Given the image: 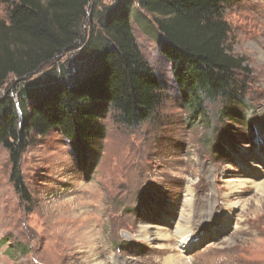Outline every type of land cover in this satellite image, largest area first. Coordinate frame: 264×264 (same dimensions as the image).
I'll return each mask as SVG.
<instances>
[{
	"label": "rangeland",
	"instance_id": "rangeland-1",
	"mask_svg": "<svg viewBox=\"0 0 264 264\" xmlns=\"http://www.w3.org/2000/svg\"><path fill=\"white\" fill-rule=\"evenodd\" d=\"M234 2L224 18L229 52L249 70L239 74L248 86L243 119L222 118L219 102L208 105V118H191L154 20L136 5L138 46L165 87L160 109L126 127L101 108L103 137L82 153L60 134H31L19 164L28 198L11 181L10 154L0 147V264H165L172 255L187 264H264V0ZM114 3L91 0L78 49L35 78L75 61ZM0 18L7 19L3 0ZM236 179L244 185L231 195ZM191 200L194 213L185 214ZM191 215L198 241L185 252L174 234ZM142 226L161 238L141 237Z\"/></svg>",
	"mask_w": 264,
	"mask_h": 264
},
{
	"label": "trees",
	"instance_id": "trees-1",
	"mask_svg": "<svg viewBox=\"0 0 264 264\" xmlns=\"http://www.w3.org/2000/svg\"><path fill=\"white\" fill-rule=\"evenodd\" d=\"M234 1L116 0L98 16L100 32L83 43L77 63L35 78L78 49L91 0H3L0 98L4 89L6 96L0 99V147L10 154L17 191L28 198L19 164L31 134H60L82 153L103 137L101 108L115 112L126 127L141 126L160 109L165 87L138 46L136 5L154 20L161 54L191 118H208V105L219 102L222 118L243 119L239 109L247 107L248 86L239 74L249 70L229 52L224 18Z\"/></svg>",
	"mask_w": 264,
	"mask_h": 264
},
{
	"label": "bare ground",
	"instance_id": "bare-ground-1",
	"mask_svg": "<svg viewBox=\"0 0 264 264\" xmlns=\"http://www.w3.org/2000/svg\"><path fill=\"white\" fill-rule=\"evenodd\" d=\"M258 167V166H257ZM261 168V167H260ZM243 182V181H242ZM240 180L236 179V180H231L229 181V189L231 190V195L235 194V192H238L240 191L241 187H243V183H242ZM246 183V182H245ZM262 190H264V184L262 186ZM189 193V192H188ZM190 196V195H189ZM189 202V201H188ZM238 205V204H236ZM228 207V206H227ZM232 207V208H235V205H230L229 208ZM237 208V207H236ZM235 208V209H236ZM194 207H193V200H191V203L187 206V208L185 209V214H187L189 211H193ZM234 209V210H235ZM230 216H232V214L234 213H229ZM186 223L184 225L181 224V226H178V228L175 229V234H174V237H178V239L181 238V240H179L180 242V245L181 247L185 250V252H188L189 250H191L192 247L196 246V245H193L195 242H197L198 240H193L192 237L194 238V235L191 234V231L193 229V224H192V215L189 216V218H186ZM143 228L140 230V234H142L143 238H145L146 240L150 241V240H159L161 238V236L157 234V236L154 235V238L152 237V235L149 233L148 231V227H144L142 226ZM197 233V232H196ZM180 236V237H179ZM169 236H166V238H168ZM197 237V236H196ZM199 237V236H198ZM197 239V238H196ZM191 244V245H189ZM97 249V248H96ZM158 250H165V249H172L171 247L168 248L167 246L164 247V246H158L157 247ZM93 250V249H92ZM91 250V251H92ZM89 251V252H91ZM183 253V252H182ZM94 254V253H93ZM92 258H95V255H91ZM182 257V256H181ZM98 259V258H96ZM94 260V259H93ZM113 260V259H112ZM99 261V260H98ZM97 261V262H98ZM92 262V261H91ZM104 262V261H103ZM114 261H112L113 263ZM188 262L181 259L180 257L178 256H175V255H172V256H168V258H166L165 260V264H187ZM98 264H101L100 262H98Z\"/></svg>",
	"mask_w": 264,
	"mask_h": 264
}]
</instances>
